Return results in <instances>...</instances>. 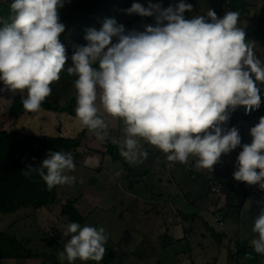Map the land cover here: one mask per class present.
I'll return each mask as SVG.
<instances>
[{
	"label": "clouds",
	"instance_id": "9594fccd",
	"mask_svg": "<svg viewBox=\"0 0 264 264\" xmlns=\"http://www.w3.org/2000/svg\"><path fill=\"white\" fill-rule=\"evenodd\" d=\"M63 6L64 0H12L11 22L0 27V81L5 85L0 91L26 90V111L40 109L65 68L67 50L60 39L65 24L59 16ZM186 11L192 5L184 0L167 8L151 0L147 7L133 3L128 14L153 17L155 23L126 29L108 18L100 30L86 29L87 44L73 46L67 73L75 77V112L84 127L101 140L106 134L98 98L106 114L123 122L119 147L130 164L147 158L144 141L165 153L168 162L188 164L195 158L197 170L212 172L222 154L241 146L239 130L222 127L230 114L238 106L251 113L261 105L264 60L246 40L239 13L218 17L209 9L206 16L188 19ZM250 136L233 177L264 190V117ZM74 169L71 153L50 151L39 167L29 165L23 174L36 172L51 190L74 183L75 177L66 174ZM62 232L69 239L57 254L61 261L103 259L108 239L104 228L72 222ZM252 232L255 253L264 255V207Z\"/></svg>",
	"mask_w": 264,
	"mask_h": 264
},
{
	"label": "crops",
	"instance_id": "0c3cea01",
	"mask_svg": "<svg viewBox=\"0 0 264 264\" xmlns=\"http://www.w3.org/2000/svg\"><path fill=\"white\" fill-rule=\"evenodd\" d=\"M179 2L169 0V6L174 7ZM118 5H113L105 18L116 17L114 11L118 10ZM184 16L189 17L186 13ZM137 17L140 20L135 14L130 21ZM147 18V24L155 23L153 17ZM97 101L98 115L108 125L104 138L98 139L88 129L80 147L71 152L75 168L87 178L58 185L57 189L74 202L84 219L82 227L90 220L89 226L104 228L108 239L101 261L76 260L74 264H216L215 255L220 247L226 250V264H236L230 261V251H235L237 246H247V249L250 246L254 251L251 241L256 234L252 228L264 207V190L235 180L233 173L243 144L251 143L250 129L264 113L228 127L239 130L241 146L222 154L211 172L197 170L195 158H190L188 164L168 162L165 153L144 141L141 143L148 153L147 158L143 163L130 164L120 153L123 122L106 114L99 98ZM86 140H90L91 146L85 144ZM108 142L117 147V159L108 152ZM57 209L62 213V208L55 204L34 209L26 219L37 218L36 212L42 211L48 213L55 225L61 214ZM217 215L222 216L223 225L216 222ZM211 221L218 225V230ZM50 236L51 239H40L48 245L44 253L30 249L43 258L0 259V264H68L57 254L63 251L69 237L62 240ZM24 240L20 241L26 243Z\"/></svg>",
	"mask_w": 264,
	"mask_h": 264
},
{
	"label": "rangeland",
	"instance_id": "374dc122",
	"mask_svg": "<svg viewBox=\"0 0 264 264\" xmlns=\"http://www.w3.org/2000/svg\"><path fill=\"white\" fill-rule=\"evenodd\" d=\"M82 1L84 0H64V6L59 9V16L61 22L65 24V28L67 27L66 25L69 23V20L73 14L69 10L70 4L73 2L77 3ZM11 2L12 0H0V27H2L5 23L11 22ZM149 2L150 0H117L116 4L114 5L119 4V8L118 10L114 11L116 17H114L113 19H115L118 24L126 25L135 15L128 14L126 10L129 9L133 3H140L142 6H145L149 4ZM151 2L153 3L155 2V0H151ZM184 2L192 5V11L185 12L189 16H187L189 19L193 18L196 15L206 16V13L209 9L214 10L218 17H223L226 12L231 11L228 0H184ZM246 2V13L243 19L239 21V26L242 27L245 31L246 40L254 43V52L257 57L264 60V42L259 40L256 35V32L258 30L260 11L264 0H247ZM112 7L113 5L110 4L103 6L102 8L104 9V11L98 12L96 20H94L89 28L100 30L103 21L110 18V16H108L107 18L105 17L108 12H111ZM139 21H141V23H137L136 28L142 30L141 26L149 23V18L141 17ZM69 27L71 29H65V32L68 31L67 37L65 39L67 46L71 50H73V46L77 45L78 38H81L82 35L85 36L86 33H83V29L81 27H71V24L69 25ZM63 35L64 33H62L60 37L61 42ZM67 56L68 59L66 61L64 70L60 74V79L59 81L54 82L50 85V87L52 88V93L47 97L50 103L57 107L58 110L51 111L41 105L38 111L29 112L23 110V112L19 116H14L12 114V109H15V107L17 109V106L22 103V99L26 98V90L24 92H13L11 90L0 91V131L47 136L51 138L63 137L74 139L84 130L85 127L81 124L77 116L69 112V108L71 107L70 104L75 99L76 92L73 83L75 77L70 76L67 73V68L72 66V62L70 60L71 55L69 52H67ZM0 89H5V85L2 81H0ZM261 89L264 90V84L261 86ZM96 103L98 104V106H100L98 101H96ZM98 108L100 110V107ZM263 113L264 110L258 115H261ZM250 119L251 118H240L236 116L233 123H238L240 121H246ZM85 144L91 146L90 140H86ZM66 174L75 177V181L87 178V176L81 173V171L77 168L67 172ZM86 175H88V173H86ZM84 206H86V204H84ZM31 209H22L17 212L8 214L0 212V232L9 233L12 236H17L19 240H22L24 238V241L26 242L24 243V245L27 248L31 249L33 252L35 251L41 254L48 250V245L43 244V240L40 239H43L44 237H49L48 239H51L50 235H54L55 237H60V239L63 240L62 231L64 230L66 225L70 223V221L67 217H64L62 215L60 209L56 210L57 213H61L58 217V219H60L59 223H57L58 226L57 224L54 225L52 221L49 220L48 213H43L42 211L36 212L37 218L32 217L30 219H26V217H28L27 215H30L31 212L34 211L33 208ZM87 222V225H91L92 223L90 222V220H88ZM211 224L215 230L219 229L217 224L213 223L212 221ZM61 233L62 235H60ZM29 239L32 241H29ZM248 248L249 251H247V254H251V258L247 259L246 256L243 257L241 259V264H264V255L255 253V251H253L250 246ZM225 251L226 250L224 247H220L218 249V252L215 255L216 264H226L227 259Z\"/></svg>",
	"mask_w": 264,
	"mask_h": 264
},
{
	"label": "trees",
	"instance_id": "16d2710c",
	"mask_svg": "<svg viewBox=\"0 0 264 264\" xmlns=\"http://www.w3.org/2000/svg\"><path fill=\"white\" fill-rule=\"evenodd\" d=\"M85 1L70 4L69 10L73 14L65 29L70 28L69 25L71 24V27H81L83 33H86V29L96 20L98 12L104 11L102 7L109 4L114 5L117 0ZM228 1L230 10L239 13V21H241L246 13L247 0ZM138 21V17L134 18L124 26L126 29L136 27ZM67 32H64L62 43L66 46L67 52L72 56L73 50L66 44L65 38ZM256 35L259 40L264 42V2L260 11ZM86 44L87 41L83 35L81 38H78L77 45ZM41 105L51 111L58 110L47 98ZM70 105L69 112L76 116V97ZM17 107V109L16 107L12 109L14 116H19L24 110L22 103ZM87 130L88 128L85 127L74 139L0 131V212L8 214L29 207L40 209L44 206L55 204L62 208V215L66 216L70 223L76 222L82 225L84 219L75 208L74 202L67 199L62 193H59L57 186L49 190L36 172H33L31 176H25L23 170L29 165L39 167L41 161L46 158L47 153L50 151H62L65 153L76 151L80 147ZM107 147L108 152L117 159V147L109 142ZM247 251H249L247 246H237L235 251H230V261L241 264L240 260L246 256ZM32 257L43 258L42 255H36L28 249L17 236L0 232V259H27Z\"/></svg>",
	"mask_w": 264,
	"mask_h": 264
},
{
	"label": "built area",
	"instance_id": "2783aa9c",
	"mask_svg": "<svg viewBox=\"0 0 264 264\" xmlns=\"http://www.w3.org/2000/svg\"><path fill=\"white\" fill-rule=\"evenodd\" d=\"M159 3L162 5L163 8L169 7V0H160ZM260 95H261V105H260L259 109H255L251 113H246L243 106H238L236 111L232 112L230 114L229 120L224 125H222V127H225V128L230 127L236 116H238L240 118H246V117L252 118V117L258 115L259 113H261L264 110V90L263 89H261ZM213 190L217 191L216 188H214ZM215 220L219 225H223L222 216L217 215L215 217Z\"/></svg>",
	"mask_w": 264,
	"mask_h": 264
}]
</instances>
